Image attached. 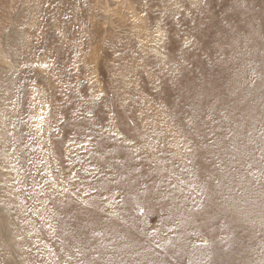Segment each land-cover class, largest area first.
I'll return each instance as SVG.
<instances>
[{
  "label": "rangeland",
  "instance_id": "1",
  "mask_svg": "<svg viewBox=\"0 0 264 264\" xmlns=\"http://www.w3.org/2000/svg\"><path fill=\"white\" fill-rule=\"evenodd\" d=\"M18 3L0 264H264V0H89L55 43Z\"/></svg>",
  "mask_w": 264,
  "mask_h": 264
},
{
  "label": "bare ground",
  "instance_id": "2",
  "mask_svg": "<svg viewBox=\"0 0 264 264\" xmlns=\"http://www.w3.org/2000/svg\"><path fill=\"white\" fill-rule=\"evenodd\" d=\"M18 1L17 6L22 8L23 22L30 21V26L27 29V41H30L34 34L38 37L40 30L45 29L42 23L47 24V29L52 28L49 30H52L50 36L52 35L53 43L57 41L58 37L71 42L72 39L84 37L88 31V15L91 12L89 11L91 10L89 0ZM91 56L93 57V55Z\"/></svg>",
  "mask_w": 264,
  "mask_h": 264
}]
</instances>
